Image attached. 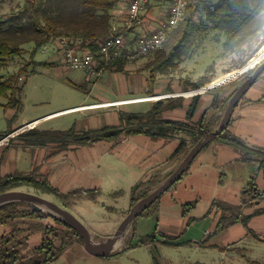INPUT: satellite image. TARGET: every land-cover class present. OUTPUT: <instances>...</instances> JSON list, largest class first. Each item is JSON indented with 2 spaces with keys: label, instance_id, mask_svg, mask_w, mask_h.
Returning <instances> with one entry per match:
<instances>
[{
  "label": "rangeland",
  "instance_id": "1",
  "mask_svg": "<svg viewBox=\"0 0 264 264\" xmlns=\"http://www.w3.org/2000/svg\"><path fill=\"white\" fill-rule=\"evenodd\" d=\"M20 3L21 0H10L9 6L11 5L12 13L18 10ZM197 17L198 15H195V18ZM261 38L260 35L256 36L249 39L242 48L227 50L225 48L227 40L225 32L202 27L191 53L182 61L177 62L170 70L161 68L159 65L165 53L162 45L148 56L129 61L127 64H129V68H133L132 72H107L97 78L88 77L87 72L83 70H67L60 62L54 65H41L37 68L36 73L26 76L23 69L27 67L31 69L33 67L31 65L32 60L37 62L49 61L53 56L52 53L43 51L44 45L35 46L32 42L27 43L24 45L26 52L22 56L14 58L6 67L0 69V79L15 76L22 78L20 79L21 82L27 77L24 108L19 113L17 121L12 124V127L14 126L12 132L3 137L6 140L0 144V151L7 147L17 146L18 140L27 145L44 146L50 149L54 147L60 151L61 141L44 140L28 134L33 129L39 132L48 131L45 129H74L81 134L89 129L123 126L125 125L122 119L124 113L146 112L155 103L150 102V100H132L121 104L138 101L149 102L133 103L122 107L111 105L109 107H97L93 110H71L73 112L68 114L65 112L71 111L51 113L68 107L86 105L100 99L138 95H144L143 97L161 96L165 101L166 95H152L148 94V91L150 89L166 90L167 86L171 88L172 83L181 82L180 85L184 89L182 94L191 99V103L195 94H187V92L203 89L196 94L199 96L209 92L199 97V108L196 109L199 111L207 105L209 96L213 95L211 90H219L222 94L221 97L226 99L234 89L241 87L253 74L258 65L264 61V44L260 45ZM245 62H247L246 65L242 66ZM105 71L109 70L105 69L103 73ZM261 74L262 76L250 87L246 96L253 97L260 93L259 86H264V71ZM86 77L90 80L89 82H86ZM198 81H207L208 83L199 88H194ZM79 85H85V87H77ZM182 98L184 97L173 100H182ZM230 99L227 98L223 101L222 114L211 128L215 130L218 128ZM2 102L6 103L7 99L3 98ZM12 115L11 109L0 106V131L8 129L9 118ZM44 115L47 117L38 121L33 127L18 129ZM103 141L111 140L104 139ZM190 141L192 143L194 139L190 138ZM216 141L243 150L240 146L231 144L220 137L204 147L205 149L203 148L196 156L182 178L159 197L156 205L152 207L150 205L127 227L126 230H134V234L124 246L121 242L122 245L120 246H123L122 249L124 250H115L120 253L117 254L114 251V254L107 256L104 262L103 260L98 261L96 257H92L88 253L81 254L77 250H69L61 259L51 264H264V242L254 237L240 240L246 232L245 227L241 224L214 231L217 220L215 213L207 214L214 200L231 203L242 202L244 194L247 191L252 192V188H248L251 179H254L257 187L264 190L263 173L258 172L254 166L248 165L244 161L229 162L225 160L226 158L222 154L214 153ZM193 146L192 144V148ZM105 147L106 143H102V146L100 144L95 147L82 148L77 152H69L65 161L62 156L59 157L58 160L61 163L57 162L56 166L60 165V167L54 177L51 175L49 180L54 183L60 182L57 186L61 187L74 180L73 177H68L69 175L64 173V169L70 165V161L75 158L80 164L88 163L92 165L91 168L103 171L102 174L97 175L100 180L95 186H100L102 192L96 201L80 198L74 204L76 198L80 196L76 198L69 196L65 200L30 185H22L15 190L37 194L66 208L92 231L96 240H104L106 238L104 236L105 231L117 230L119 227L114 228L112 221L114 222L120 214H124L125 217L129 214L131 206L125 213L121 209L127 206L131 188L138 181L135 178H129L127 171L121 164L127 156L133 155V146L128 145L124 148H112L110 146L108 152H105ZM34 154L33 165L37 161L41 163L43 160L41 150H37ZM249 154L264 158L263 151L249 149ZM30 156L29 158L28 152V157L24 159L29 162V159L32 158L31 154ZM20 160L22 162L20 167L24 169L23 157ZM32 162L27 164L30 166ZM16 167L12 165V170ZM49 167V162L43 165L46 170ZM31 168L32 166L26 167V169ZM36 168L38 171V167ZM37 171L34 173L38 178H41ZM74 173L80 174L79 172ZM162 174H160L159 179L166 180L169 177L168 174ZM71 186L72 184L69 183L64 186V189ZM116 190L123 191L115 192ZM14 207L17 208L18 213L28 212L34 208L37 210L44 208L41 204L30 203H17ZM222 214L223 212L219 211V218ZM10 220V222L0 225V237L7 238L10 237L12 231L15 232L16 240L23 242V245L19 246L22 256L32 255V249L41 242V235L34 234L29 242V246L32 248L26 249L28 236L32 230H47L49 228V230H57V232H70V229L53 217L18 216ZM159 232L162 237H158L162 241H154L150 245L148 243V245L141 244L140 241L147 235H158ZM54 233L50 237L54 236ZM73 240L80 242L76 238Z\"/></svg>",
  "mask_w": 264,
  "mask_h": 264
},
{
  "label": "trees",
  "instance_id": "2",
  "mask_svg": "<svg viewBox=\"0 0 264 264\" xmlns=\"http://www.w3.org/2000/svg\"><path fill=\"white\" fill-rule=\"evenodd\" d=\"M117 2L118 0H37L36 3L30 2V4L12 13L7 20H0V69L6 67L14 58L22 56L26 52L25 44L32 42L35 46H40L60 36L82 37L85 42H89V46L96 53L99 42L109 33L112 27L110 11ZM195 15H198V17L195 18ZM202 27L225 32L227 35L225 48L227 50L242 48L249 39L259 35L262 37L260 45H263L264 0H189L185 17L163 43L165 53L159 62L160 67L170 70L177 62L182 61L183 58L189 55ZM126 62L118 61L111 63L107 68L116 67L117 70L121 71L124 69ZM246 63L242 66L246 65ZM31 65H33L31 69L28 67L23 69L26 76L36 73L37 67L43 65V63L32 61ZM26 80L27 77L20 82V77L17 78L15 76L0 79V106L15 110L14 117L9 120L8 129L0 131V139L12 132V124L17 121L19 113L24 108ZM206 83L208 82L198 81L194 88L204 86ZM239 88L237 87L230 93L227 97L228 100ZM211 92L214 93L212 107L222 109L223 101L227 98H222V94L217 89L211 90ZM199 97V95L194 96V100L188 110V119L193 117L199 104ZM3 98L7 99L6 103L2 102ZM182 101L183 99L159 100L146 112L124 113L122 119L125 125L123 126L89 129L81 134L77 133L74 129L44 132L33 129L28 135H35L37 138L44 140H59L62 144L61 150H63L70 145L92 144L104 139L117 140L123 134L145 133L154 138H174L180 134H189L194 141L190 143L191 141L188 142L186 138H182L173 155L174 157L178 156L184 159L192 148V144L195 145L206 134L213 132L215 129L207 125L205 120L206 114L202 116L195 126H190L196 132L192 129L190 130L189 125L185 122L166 120L162 117L165 110L181 106ZM229 126L218 137L243 148L245 150L244 158L259 160L260 168L264 169V158L251 156L249 154L250 148L240 137L229 131ZM257 151L261 152V150ZM41 178H38L34 171L30 173L13 172L7 174L0 177V194L15 190L22 185H30L47 193L55 194L65 200L69 196L76 198L82 194L92 200H96L101 195V190L99 189H76L68 193H62L47 178ZM163 181L164 179H156L152 176L147 181H141L134 185L131 191L130 206L132 207L139 200L153 192ZM158 200L159 198L151 207L156 205ZM17 203L27 202L20 200L10 201L0 207V225L6 224L11 221L10 219L18 216H46L53 217L56 221L70 229L71 233L68 231L65 233L61 231L57 232V230H49V228L43 230L44 236L41 244L32 249V255L22 256L20 255L19 246H22L23 242L16 240L15 232L12 231L10 237H0V264H50L58 260L66 249L75 243L73 238L84 244V239L80 237L79 233L60 218L46 212H41L35 208L28 212L23 211L18 213L16 211L17 208L14 207ZM242 206L243 204H232L223 200H214L208 214L215 208L223 212L218 220L215 231L222 230L237 222H242L248 226L253 215L243 214ZM262 211L263 209L258 210L256 214ZM34 231L36 230H32L28 236V240L26 239V249L30 248L29 242ZM53 233L54 236L50 237ZM154 241H156V234L147 235L140 242L146 245Z\"/></svg>",
  "mask_w": 264,
  "mask_h": 264
},
{
  "label": "crops",
  "instance_id": "3",
  "mask_svg": "<svg viewBox=\"0 0 264 264\" xmlns=\"http://www.w3.org/2000/svg\"><path fill=\"white\" fill-rule=\"evenodd\" d=\"M129 1L130 0H118L114 8L111 9L110 14H111V24L112 25L120 24L123 21L128 11ZM30 2L36 3L37 0H21L19 8L17 9L19 10L23 8L24 6L30 4ZM9 3H10V0H0V20H7L11 16L12 14L10 10L11 5L9 6ZM167 9H168V5L160 2V0H151V2L147 4L145 10L142 13V23L133 30V33L130 35V37L135 38L140 34L152 32L157 27H159L167 18V13H168ZM86 43H89V42H86ZM43 45L44 47L45 46L50 47V50L48 52H45L44 50L43 51L45 53H52L53 56L51 57L49 61H41V63H43V65L44 64L54 65L60 62L65 67L64 61H63L64 60L63 52L61 49H59L57 39L56 38L51 39L50 41L45 42ZM96 54L97 56H99L98 51H96ZM127 63L128 62H126L123 70L119 71L116 69V67H111V68H107L109 71H105L103 75L107 72H132L133 68H129L128 67L129 64ZM261 76L262 74L260 75V77ZM85 80L86 82L90 81L87 77L85 78ZM256 81L254 82V84L256 83ZM180 84L181 82L172 83L171 88L167 86L166 90L150 89L148 91V94H152V95L153 94L166 95V97H164L166 100H171V99L173 100L178 97L180 98L184 97L182 98L183 103L181 106L173 108V109L165 110L162 114V117L166 120L185 122L189 125V128L191 130L192 128L190 126H195L196 123L202 118V116L206 114L205 120H206L207 125L213 126L215 122L218 121V119L220 118L222 114V109H215L214 107H212V104L214 101V93H212L213 95L209 96L210 99L208 100L207 105L204 108H201L199 111H196V113H194L191 119H188L187 114H188V109L191 105V99L186 98L182 94V91L184 89L181 87ZM79 86H81L82 88L85 87V85H79ZM259 88H260V93L256 96H253V97L246 96V93L248 92L250 88L243 95L238 105L234 109L232 120L229 126V131L232 134L240 137L250 149L261 150L264 152V86H259ZM188 93H194V92H187V94ZM207 93L209 92H205L204 94H201L200 97H202L203 95ZM143 96L144 95H138V96H133V97H119V98L104 99V100L100 99V100L93 101L88 104L106 103L104 106L112 105L114 107H117V106L122 107V106L130 105L133 103L149 102V101H138V102L121 104L125 101L153 100L150 102L156 103L157 100L158 101L161 99L164 100L163 97L161 96H156V97H143ZM199 103H200V99H199ZM96 106L98 107V105ZM74 107H77V106L68 107V108L53 112L51 114L64 111V110H69ZM93 107L94 106H91L92 109L90 110L96 109ZM87 108H90V106L84 105L77 109H72V110L82 111ZM197 108H199V104ZM11 110L13 111V115L9 118V120L12 119L15 115V110L14 109H11ZM72 112L73 111L65 112V114L72 113ZM51 114H47V115H51ZM47 115H44L38 118L43 119L47 117ZM41 119L34 121L32 125L37 124L38 121H40ZM18 125L20 124L18 123ZM45 130L51 131L55 129H45ZM192 130L195 131L194 129ZM182 138H186L188 142H190V138H192V136L189 134H180L174 138H167V137H155L154 138L145 133L123 134L117 140H111V141L100 140L92 144L79 145V146L70 145L68 148L60 150V151H57L56 150L57 148L54 149V147H52V149L48 147L49 148L48 149L44 146L35 147L33 145H27V144H24L25 142L18 140L16 143L17 146L7 147L0 151V177L13 173V172L30 173L33 171H37L36 167H38L37 174L40 175V177L47 178V180L49 181L50 176L53 175L54 177L55 173L58 171V168L60 167V165L56 166L57 162L61 163L58 160L59 157L62 156L65 161L67 160V158L65 157L68 156L69 152H72V153L77 152V151H80L82 148L95 147L100 144L102 146V143H106V147L104 148L106 149L105 152H108L107 150L110 149V146L112 148H118V147L124 148L128 145L133 146V155L127 156L126 159L123 160L121 164L123 165V168L127 171V175L129 176V178H135L136 180H138L134 184L136 185L138 182L147 181L152 176H154V178L156 179H159L160 174L163 173L164 175H167V174L170 175L172 172H174V170H176V168L179 166V164L181 163L183 159L178 156L174 157L173 155L175 151L177 150L180 140ZM46 140H49V139H46ZM35 142H36L35 144H37V141ZM38 143H41V142H38ZM37 150H41L43 160L41 163L36 160L37 162L35 161L36 163L35 165H33L34 156H35L34 153H36ZM28 152H29V158L31 157L30 154L32 155V158L29 159V162H27V160L24 159L25 157H28ZM214 153L222 154L226 158L225 160L229 162L237 161V160L244 161L248 165L254 166L258 170V172H262L264 175V169L260 168L259 160L255 158H250V159L244 158V149L241 150L229 144H224L221 141H216V145L214 147ZM21 157H23V161H25L24 169L20 167L22 165V162L20 160ZM31 161H33L32 165L30 164L29 166L27 163H30ZM48 162L50 163V167L46 170V168H43V165L47 164ZM12 165L17 166V167L14 170H12ZM31 166H32L31 169H26V167H31ZM91 166L92 165L88 163L80 164L74 158L72 161H70V165H68L64 169V173L66 175H69L68 177H73L74 179L71 182H69L70 184H72L71 187H69L68 189H64V186H66L69 183L59 187L57 186V184H60V182L57 181V183H54L52 180H51L52 182L50 181L49 182L62 193H68L76 189H99L101 190L100 186H95V184H97V182H99L100 180L97 177V175L102 174L103 171L91 168ZM46 172L47 174H44ZM74 172H79L80 174L76 175ZM224 175L226 174L224 173ZM249 187L252 188V192L247 191V193L244 194V196L242 197V202L232 203V204H243L242 213L245 215H253L249 222V225L246 226L242 222H237L232 225H229L228 227L241 224L245 227L246 232H244L243 237L240 240L250 239L254 237L257 240L264 242V200H262V198H264V190H261L259 187L256 186L254 179H251L249 181L248 188ZM132 188H131V191H132ZM118 191H123V190H116L115 192H118ZM80 198L90 199L86 197L85 195H81L79 198L76 199L74 204H76L78 199ZM246 199L248 200L246 201ZM130 203H131V193L129 194V200H128L127 206L121 209V211L123 210V213H125V211L129 209ZM68 208H71V207H68ZM261 209H263V211L256 214V212ZM219 211L221 210L217 208L212 210V212L215 213V217L217 219L215 228L219 220ZM124 217H125L124 214H120L117 217V219L114 220V222L112 221L113 227L116 228L117 226H119L122 220L124 219ZM88 230L92 234V231L90 229ZM115 232L116 230L105 231L104 236H106V238L104 240H96L93 235L92 237L95 242L101 243V241H106L108 238H110ZM93 233H95V231H93ZM34 234L41 235V242H42V239L44 236L43 230H36L34 231L33 235ZM133 234H134V230H125L121 238L118 240L117 242L118 244L116 243L115 246L113 247L112 252H114L116 249L121 250L122 248H124L123 246ZM158 236H160V238L162 237L160 235V232L158 235L156 234V241H162ZM41 242L35 247L39 246ZM121 242L123 243V246H120L122 245ZM148 244L150 245L151 243H148ZM118 247H121V248H118ZM30 248L32 247L30 246ZM69 250L70 251L77 250L78 253H81V254L88 253L92 257H96L98 261L103 260L104 262L106 261V257L109 256V255L99 256V255L91 254L90 252L86 250L82 242H75L70 248L66 249V251L63 253L61 257H63L66 253H68ZM115 253H117V251H115ZM61 257L59 259H61Z\"/></svg>",
  "mask_w": 264,
  "mask_h": 264
},
{
  "label": "built area",
  "instance_id": "4",
  "mask_svg": "<svg viewBox=\"0 0 264 264\" xmlns=\"http://www.w3.org/2000/svg\"><path fill=\"white\" fill-rule=\"evenodd\" d=\"M150 2L151 0L129 1L128 11L123 21L120 24L112 25L109 33L99 42V56L89 46V43H86L81 37H57L59 49L63 52V61L66 69L83 70L87 72L88 77L97 78L103 74V71L111 63L134 61L158 50L177 27L178 23L185 17L189 0H160V2L168 5L166 20L152 32L140 34L135 38L130 37L133 30L142 23V13ZM49 50L50 47L45 46L44 51L48 52ZM198 91H192L194 92L192 94L196 95ZM105 104L95 103L86 104V106H90L87 109H92L91 106L97 108L96 105L98 107H109L104 106ZM79 107L81 106L64 110L63 112ZM28 124L31 127L34 126L32 123ZM4 140L6 138L0 139V144Z\"/></svg>",
  "mask_w": 264,
  "mask_h": 264
},
{
  "label": "water",
  "instance_id": "5",
  "mask_svg": "<svg viewBox=\"0 0 264 264\" xmlns=\"http://www.w3.org/2000/svg\"><path fill=\"white\" fill-rule=\"evenodd\" d=\"M263 71L264 61L258 65L253 74L234 93V95L230 99L227 110L218 128L213 132L206 134L199 142H197L184 157L176 170L172 172V174L166 180H164L159 187H157L153 192L139 200L131 207L129 214L121 222L116 232L106 241H101V243L95 242L88 228L69 210L37 194L18 190H10L1 193L0 207L7 202L17 200L24 201L30 204H41L44 208H40V210L46 211V213L60 218L79 233L80 237L84 239V246L88 252L99 256L113 254V247L121 238L127 227L134 221V219L138 217L142 212H144L150 205H152L164 192L171 188L184 175V173L189 168L195 157L200 153V151L215 138H217L225 129L228 128L234 109L236 108L246 91L254 84V82ZM26 127L31 128L29 124H25L18 129L23 130L24 128L26 129Z\"/></svg>",
  "mask_w": 264,
  "mask_h": 264
},
{
  "label": "bare ground",
  "instance_id": "6",
  "mask_svg": "<svg viewBox=\"0 0 264 264\" xmlns=\"http://www.w3.org/2000/svg\"><path fill=\"white\" fill-rule=\"evenodd\" d=\"M32 124H33V122H32Z\"/></svg>",
  "mask_w": 264,
  "mask_h": 264
}]
</instances>
